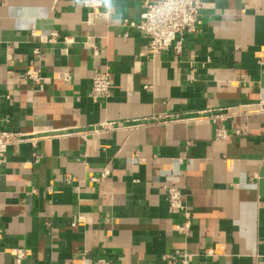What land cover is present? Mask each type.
Returning a JSON list of instances; mask_svg holds the SVG:
<instances>
[{
  "label": "crops",
  "instance_id": "crops-1",
  "mask_svg": "<svg viewBox=\"0 0 264 264\" xmlns=\"http://www.w3.org/2000/svg\"><path fill=\"white\" fill-rule=\"evenodd\" d=\"M85 1L0 0V128L43 135L0 163V264H178L179 248L189 264H264V0H203L198 33L154 55L122 25L143 0ZM105 67L113 92L94 102ZM169 183L191 209L187 236Z\"/></svg>",
  "mask_w": 264,
  "mask_h": 264
},
{
  "label": "built area",
  "instance_id": "built-area-1",
  "mask_svg": "<svg viewBox=\"0 0 264 264\" xmlns=\"http://www.w3.org/2000/svg\"><path fill=\"white\" fill-rule=\"evenodd\" d=\"M86 5L93 6L91 0L85 1ZM107 6V2H104ZM203 6V0H143V9L139 15V20L124 19L122 25L136 29L144 33L148 37L149 52L154 55L162 50L173 47L179 52L182 48V38L185 33H198V21L200 12ZM97 16L94 11L89 12L87 22L92 21L93 17ZM125 35L127 32L124 33ZM47 41L54 43L61 41V52L66 53V44L70 41L68 35H60L58 31L51 30ZM85 48L92 49L94 54L98 53V49L91 43L89 39L83 41ZM34 53H38V47L33 49ZM263 62V59H260ZM25 77L38 88H42L45 82V76L39 67H33L25 72ZM64 79L68 80L71 75L64 73ZM113 92V82L111 71L108 67L103 69H94L91 75L90 87L88 95L94 101L102 98H108ZM223 117V114H219ZM97 126L103 129L119 127V123L101 121ZM96 125L90 128L87 132L97 131ZM239 133V129L236 130ZM85 135V134H84ZM225 136L224 128L220 127L216 130V138L220 139ZM43 135L39 132L29 133L23 131H15L13 129L2 126L0 128V163L5 161L7 150L10 146L22 141H29L33 145L41 139ZM167 194L168 210L170 212H178L182 216L180 223L182 233L187 236L191 226V209L184 203V194L174 183H169L165 186ZM3 237L2 229L0 228V241ZM16 257H23L24 251L20 248L11 251ZM204 255L213 254L211 249H205ZM190 253L184 249H176L173 253L167 255V258L177 261L178 264H189L188 260ZM93 264H110L109 260L103 257H98Z\"/></svg>",
  "mask_w": 264,
  "mask_h": 264
}]
</instances>
